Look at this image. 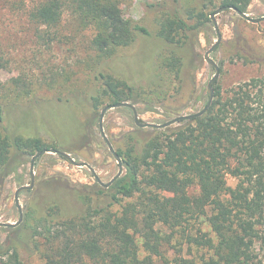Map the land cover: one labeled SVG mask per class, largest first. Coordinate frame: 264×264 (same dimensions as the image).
I'll use <instances>...</instances> for the list:
<instances>
[{"label": "trees", "instance_id": "1", "mask_svg": "<svg viewBox=\"0 0 264 264\" xmlns=\"http://www.w3.org/2000/svg\"><path fill=\"white\" fill-rule=\"evenodd\" d=\"M124 1L0 0V4L21 14L34 29L33 36L47 44L56 38L65 14L76 29L89 35L90 58L79 67L92 73L101 86L90 96L67 86L68 95H85L95 113L106 102L128 101L149 108L164 106L157 101L164 100L167 92L181 94L195 82L202 64L196 48L200 32L211 21L208 11L225 7L245 13L252 0H204L199 7H183L180 0L146 1L157 25L154 34L124 16L120 7ZM140 36L152 37L159 50L155 81L148 85L114 67L118 50ZM12 59L0 46V69ZM38 79L18 75L0 81V183L19 166L18 157L71 152L66 140L48 141L42 136L40 128L50 136L46 126L20 122L31 119L43 103L31 102L42 85ZM214 83L213 99L201 115L161 128L135 126L124 133V141L114 149L124 171L108 187L97 181L77 184L62 173L41 183L44 189L26 206L22 221L2 227L11 235L0 245V261L7 256L5 264H23L20 250H29L45 264H264L260 257L264 78L224 91ZM24 99L27 102H21ZM23 104L25 110L17 114ZM178 110L168 107V112L180 115ZM94 117L87 118L88 125ZM65 132H70L66 126ZM80 133L81 129L76 135ZM90 134L81 137L90 141ZM228 175L236 177L234 187L228 185Z\"/></svg>", "mask_w": 264, "mask_h": 264}, {"label": "rangeland", "instance_id": "2", "mask_svg": "<svg viewBox=\"0 0 264 264\" xmlns=\"http://www.w3.org/2000/svg\"><path fill=\"white\" fill-rule=\"evenodd\" d=\"M146 1L158 0H126L120 4V7L125 17L139 21L154 34L157 25L153 13L144 6ZM202 2L204 0H180L183 7H199ZM0 8H4L0 10V46L2 49L9 50L13 58L6 68L0 69V81L5 82L22 75L28 79L39 78L37 81L42 84L41 88L33 94L36 99L31 101L43 102L38 110H35L37 114H34L31 119L22 118L20 122L25 126H28L25 123L26 120L30 123L33 121L31 124L38 123L46 126L50 131V136L47 131L40 128L42 136L48 141L52 138L66 140L71 148L70 155L76 161H85L94 169L102 182H108L119 170L118 163L108 149L107 142L99 129L100 112L108 103L100 106L95 113L92 112L86 96L95 93L101 83L92 73L83 70L82 66L79 67L82 61L90 58L89 35L76 29L65 14L56 38L47 44L33 36L34 29L21 14L7 11V8L1 4ZM215 10L210 9L209 15ZM245 14L251 18L264 16V0H252ZM214 19L216 24L212 20L209 21L198 36L199 44L196 51L202 64L195 73V82L191 81V85L188 84L182 93L180 92L181 94L173 93L172 97L167 92L168 95L164 100L157 101L164 102L166 107L161 103L149 108L141 103L134 104L141 122L162 124L179 116L177 111L168 112L169 106L179 109L180 115H186L200 109L203 102L208 100V82L215 74V69L203 59V55L217 39L216 28L221 34V41L217 49L210 54L219 66V74L214 82H217L224 91L235 84L248 82L253 78H264V19L253 23L233 9L216 13ZM156 45L152 37H138L130 46L118 50L114 61L115 69L143 85L153 83L156 77L155 66L159 51ZM68 73H71L70 80L65 78ZM214 82L212 84L213 94ZM67 85L77 87L82 94L86 93V96L68 95L71 88L68 89ZM55 95L60 97H55ZM26 99L21 102H27ZM25 105L19 107L17 114L25 110ZM42 110L46 113L42 114ZM92 115H95L94 119H96L88 125L87 118ZM65 126L70 132H65ZM135 126L133 113L127 107L109 108L104 113L102 129L114 149L124 141L123 134L133 131ZM80 129L81 133L76 135ZM87 131L91 132L90 141L81 137ZM31 157H18L16 161H20L19 166L0 183V222L13 223L19 218L14 193L19 186L28 184L30 181ZM33 171L35 173L33 187L19 194L22 214L40 189L41 191L44 189L40 188L41 183L46 182L55 173H62L77 184L91 185L97 181L87 166H76L50 152L35 159ZM123 171L124 167L122 173ZM227 183L234 187L237 183L236 177L228 175ZM2 227L0 226V245L11 235L10 231ZM204 230L209 231V228L204 225ZM192 250L193 254L194 252L197 254L195 248ZM172 252V250L169 252V258L173 256ZM186 252L187 248L185 254ZM260 257L264 262V252H260ZM20 258L23 264H45L39 255L29 250H20ZM6 260L7 256L3 257L0 264H5Z\"/></svg>", "mask_w": 264, "mask_h": 264}, {"label": "water", "instance_id": "3", "mask_svg": "<svg viewBox=\"0 0 264 264\" xmlns=\"http://www.w3.org/2000/svg\"><path fill=\"white\" fill-rule=\"evenodd\" d=\"M224 9H225V7H218L212 14H210V18H211V20H212V22L214 24H216L215 23V19H214V15L216 13H219L220 11H223ZM234 10L240 16H242L243 18H245L248 21L253 22V23H258V22H260L261 20L264 19V16L259 17V18H251V17H248L244 12H240L237 9H234ZM216 33H217V39H216V41L210 46V48H208V50H206V52L203 55V59L215 69V74L212 76V78L208 82V94H209V96H208V103L199 112H196V113H193V114H188V115H179V116L175 117L174 119H172V120H170V121H168L166 123H163V124H155V123H150V122H141L139 120V118H138V112L136 110L135 105L132 104V103H130V102H127V101L120 102V103H116V104H112V105L111 104L110 105H105L102 108V110L100 112V118H99V129H100V132H101L104 140L107 142L108 149L112 152V154H113L114 158L116 159V161L118 163V166H119V170H118L117 174L114 177H112L108 182H102L100 180V178H98V176L95 174V171H94V169L91 166H89L85 161H76L70 155V153H68L66 151H62V150H55V151H49V152L50 153H55V154L61 155L62 157H64L66 159V161H68L69 163L74 164L76 166H87L89 168V170L94 174V177L96 178L97 182L101 186H103V187H108L116 178H118L122 174L123 165H122L121 158L119 157V155L117 154V152L114 150V148L112 147V145L108 141V139H107V137L104 134L103 129H102V121H103V116H104L105 111L107 109H109V108L118 107V106L127 107L133 113V118H134V122H135V125L136 126H139V127H154V128L165 127L166 125L173 124L175 122H178L181 119L191 118L193 116L201 115L208 108V106L210 105V103H211V101L213 99V88H212V84L216 80V78L218 77V74H219V66H218V64L210 57L211 52L213 50H215V48L219 45V43L221 41V34H220V32L218 31L217 28H216ZM42 153L43 152H38L34 156L31 157V161H30V181H29V183L28 184H25V185H21V186H19L15 190L14 200H15V203L17 204V207H18V210H19V218H18V220L16 222H13V223H10V222H0V226H4V227H6V226H15V225L19 224L22 221L23 214H22V210H21L20 205H19V199H18L19 198V194H20V192L25 191V190H29V189H31L33 187L34 180H35V173L33 171L34 161Z\"/></svg>", "mask_w": 264, "mask_h": 264}, {"label": "flooded vegetation", "instance_id": "4", "mask_svg": "<svg viewBox=\"0 0 264 264\" xmlns=\"http://www.w3.org/2000/svg\"><path fill=\"white\" fill-rule=\"evenodd\" d=\"M262 17V16H261Z\"/></svg>", "mask_w": 264, "mask_h": 264}]
</instances>
